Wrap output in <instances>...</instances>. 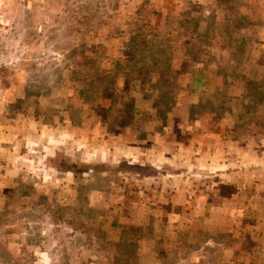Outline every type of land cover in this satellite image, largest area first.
<instances>
[{"label": "rangeland", "instance_id": "obj_1", "mask_svg": "<svg viewBox=\"0 0 264 264\" xmlns=\"http://www.w3.org/2000/svg\"><path fill=\"white\" fill-rule=\"evenodd\" d=\"M258 99L264 0H0V264H264Z\"/></svg>", "mask_w": 264, "mask_h": 264}, {"label": "crops", "instance_id": "obj_2", "mask_svg": "<svg viewBox=\"0 0 264 264\" xmlns=\"http://www.w3.org/2000/svg\"><path fill=\"white\" fill-rule=\"evenodd\" d=\"M207 130H205L206 132L204 133V136L208 139L207 140L208 144L204 145V144H201V143L197 142V144H199V145H196V146H197V148H198V150L200 152H203L204 146H205V148L208 146V147H210V152H212V153L215 152L217 150V148L219 147L220 150L223 152L222 153L223 156H226V154L230 156V157L227 156L228 157L227 159H222V158L218 157L217 155L212 154V156L214 155V160H213L212 167H211L212 163L206 164V168H208V169L212 168L211 169L212 171H219L222 176L224 175L223 177H225V178L231 177V176H229V171H231L230 168H239L240 171H242L243 169H247V167H245L247 163L245 164L244 161L248 162L249 157L253 158V155L250 154V155H242L241 161H237V159H233V155H232L231 152H234V147H236L237 143L238 144H243L244 142H246L247 139H249V140H251L250 148L255 149V151L257 153H259V154H264V134L260 135L257 131L256 132L255 131L251 132L249 130L248 133H246L245 135H242V137H240V136L237 137V136H234L232 134L230 136H227V138H220V137L212 138L211 133L209 131H207ZM227 144H230V145L228 146ZM182 146L184 147V145H182ZM186 147H187V145H185L184 148L186 149ZM240 149L243 152L245 150V149H242L241 146H240ZM246 151H248V150H246ZM221 160H223L224 162H220ZM256 161H257V159H256ZM263 161H264V159H263ZM220 166H222V169H218ZM233 176H234V174L232 175V177ZM227 182H229V181H227L225 179V181L223 183H224L225 186L230 187ZM259 183H258L259 185L256 183L257 186H252L250 184L246 185L245 188H246V190H250V191L255 190V192L258 193L261 190H264V181L259 182ZM218 186L220 187L221 184L218 185ZM240 186H242V185H240ZM235 187H239V184H236Z\"/></svg>", "mask_w": 264, "mask_h": 264}, {"label": "trees", "instance_id": "obj_3", "mask_svg": "<svg viewBox=\"0 0 264 264\" xmlns=\"http://www.w3.org/2000/svg\"><path fill=\"white\" fill-rule=\"evenodd\" d=\"M147 59V60H146ZM153 59L154 58H150V57H140V59L139 60H141L142 62H148L152 67L151 68H153V67H155V66H157V64L159 63L158 61H153ZM144 60V61H143ZM78 70H80V68H78ZM135 81H138V79H134ZM194 80V79H193ZM95 82H98L97 80L95 81ZM109 85H110V83H109ZM189 87V86H188ZM106 90H111V87H109V88H107ZM96 91H97V89H96ZM202 93H205L204 92V90H200ZM250 96L253 98V99H256V98H258V96H259V93H256V92H253V93H251L250 94ZM80 101L81 102H84L85 101V99H80ZM257 103H256V106H261V105H263L264 106V99H261V100H257L256 101ZM252 113H254V111L253 112H250V113H248V115H249V117H248V119L246 120V122L243 124V127H245V129L247 128V125L250 123V117L251 116H253V114ZM256 120L257 121H259V124H261V127H264V125L261 123V122H264V117H259V116H257L256 117ZM259 126V125H258ZM262 130H260V132H261ZM139 168H143V167H147L148 169H150V170H152V168L150 167V166H142V165H137ZM73 173L76 175L77 173H75V172H72V175H73ZM135 174V176L136 177H139L138 176V173H134ZM77 176V175H76Z\"/></svg>", "mask_w": 264, "mask_h": 264}]
</instances>
